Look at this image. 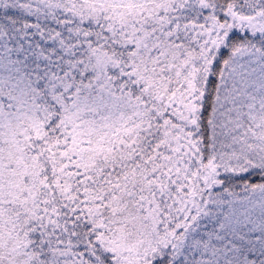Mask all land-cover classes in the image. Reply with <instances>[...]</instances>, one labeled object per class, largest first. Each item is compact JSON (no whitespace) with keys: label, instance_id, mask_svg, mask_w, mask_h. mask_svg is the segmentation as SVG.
Wrapping results in <instances>:
<instances>
[{"label":"snow or ice","instance_id":"6c2138e0","mask_svg":"<svg viewBox=\"0 0 264 264\" xmlns=\"http://www.w3.org/2000/svg\"><path fill=\"white\" fill-rule=\"evenodd\" d=\"M0 264H264V0H0Z\"/></svg>","mask_w":264,"mask_h":264}]
</instances>
